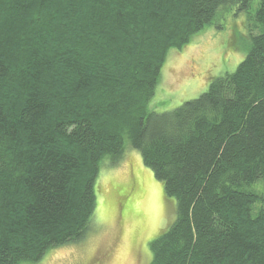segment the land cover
Returning a JSON list of instances; mask_svg holds the SVG:
<instances>
[{
    "label": "trees",
    "instance_id": "trees-1",
    "mask_svg": "<svg viewBox=\"0 0 264 264\" xmlns=\"http://www.w3.org/2000/svg\"><path fill=\"white\" fill-rule=\"evenodd\" d=\"M234 1L0 0V264L82 240L128 148L176 203L149 264H264V0L234 72L150 109L169 51Z\"/></svg>",
    "mask_w": 264,
    "mask_h": 264
},
{
    "label": "rangeland",
    "instance_id": "rangeland-1",
    "mask_svg": "<svg viewBox=\"0 0 264 264\" xmlns=\"http://www.w3.org/2000/svg\"><path fill=\"white\" fill-rule=\"evenodd\" d=\"M242 3L223 6L215 21L219 27L209 26L183 50L169 51L152 111H171L198 98L214 78L236 70L247 55L251 34L261 32L254 18L259 0L240 10ZM96 196L92 228L82 240L49 249L37 263L22 264H149L150 242L174 222L176 203L141 154L128 148L117 166L103 163Z\"/></svg>",
    "mask_w": 264,
    "mask_h": 264
}]
</instances>
